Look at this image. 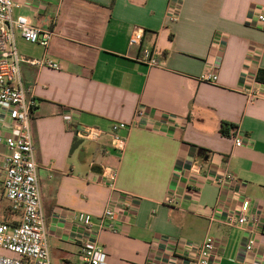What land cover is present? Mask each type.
<instances>
[{
	"label": "crops",
	"instance_id": "1",
	"mask_svg": "<svg viewBox=\"0 0 264 264\" xmlns=\"http://www.w3.org/2000/svg\"><path fill=\"white\" fill-rule=\"evenodd\" d=\"M14 2L15 15L54 32L46 47L18 38L20 54L60 66H20L21 83L36 102L30 125L51 264H83V231L71 213L102 215L111 198L104 166L117 168V189L138 200L120 232L99 234L106 264H190L192 246L207 236L224 243L218 264H264V227L253 236L250 225L224 223V212L236 209L242 196L264 214V85L256 81L264 78V23L255 19L264 14V0ZM177 3L172 21L170 7ZM136 29L143 37L131 46ZM147 51L159 66L140 61ZM216 57L217 83L201 81ZM139 106L149 117L119 131L127 139L121 152L111 146V127L131 123ZM5 121L0 114V221L16 226L21 212L2 189ZM223 123L236 127L230 136L221 134ZM83 127L103 135L79 139L75 130ZM227 172L246 184L243 195L213 183ZM119 216L126 217L124 210ZM250 238L256 247L247 252ZM0 255L12 256L1 247Z\"/></svg>",
	"mask_w": 264,
	"mask_h": 264
},
{
	"label": "built area",
	"instance_id": "2",
	"mask_svg": "<svg viewBox=\"0 0 264 264\" xmlns=\"http://www.w3.org/2000/svg\"><path fill=\"white\" fill-rule=\"evenodd\" d=\"M15 7L14 0H0V114L6 117L5 123L10 130V134L6 137L8 154L5 157L2 189L12 208L21 212L22 219L16 226H10L0 221V247L12 254V256L0 255V264H51L37 175L38 165L35 161L30 125V114L36 102L31 94V89L25 88L21 83L20 66L23 63H28L55 70H59L60 66L45 57L26 59L20 54L17 47L18 38L27 43L46 47L54 32H43L29 18L15 15ZM170 13L171 20L176 21L179 15V3L170 7ZM255 19L263 24L264 14H256ZM142 37L143 31L136 29L129 38V45H138ZM140 61L151 67L160 65L154 51L145 52ZM214 63L213 69L211 68L201 75V81L217 83L220 59L216 57ZM73 117V111L68 110L65 115L68 128L73 123ZM148 117L149 113L146 108L139 106L131 123H114L111 127V146L123 152L127 145V139L121 137L119 131L135 127ZM75 134L79 139L97 141L103 135V131L97 128L83 127L76 129ZM234 143L235 147H240L243 144V139L236 135ZM102 176L111 191V198L102 215L95 220L90 214L71 213L73 221L83 231V235L79 239L83 264H106L107 255L98 241L99 234L103 231L120 232L123 223L137 212V197L122 192L116 187L117 168L104 166ZM213 183L221 189H230L242 195L246 188L244 182L229 172L214 179ZM168 203L174 204L175 199L169 198ZM120 209L124 210L126 214L124 219L119 216ZM224 216V223L227 226L245 228L250 225L248 228L253 236L260 234L264 227V214L253 208L251 201L245 196H242L236 209L229 207L224 212ZM223 245L222 241L207 236L201 244L192 246L196 252L195 258L190 264H218L222 256ZM255 247L254 238H250L245 247L246 251L252 252Z\"/></svg>",
	"mask_w": 264,
	"mask_h": 264
},
{
	"label": "trees",
	"instance_id": "3",
	"mask_svg": "<svg viewBox=\"0 0 264 264\" xmlns=\"http://www.w3.org/2000/svg\"><path fill=\"white\" fill-rule=\"evenodd\" d=\"M256 81L259 84L264 85V78L260 77V74L256 76ZM232 129H236V127L234 125H231V124L229 125L227 123H223L221 125L220 132L223 136H230V132Z\"/></svg>",
	"mask_w": 264,
	"mask_h": 264
}]
</instances>
